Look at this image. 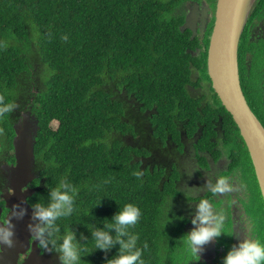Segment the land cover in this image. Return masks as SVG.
<instances>
[{
	"label": "trees",
	"instance_id": "16d2710c",
	"mask_svg": "<svg viewBox=\"0 0 264 264\" xmlns=\"http://www.w3.org/2000/svg\"><path fill=\"white\" fill-rule=\"evenodd\" d=\"M180 3L0 0V98L15 105L0 116V195L7 184L1 166L14 163L13 125L25 115L37 125L34 178L28 185L34 193L27 203L34 210L36 205L47 208L56 189L73 197L68 216L50 225L35 217L45 229L40 248L59 264V248L69 231L81 250L79 264H110L137 251L143 264H165L174 235L163 209L175 192L172 180L168 188L161 184L162 161L142 163L147 142L167 137L179 142L186 131L190 141L206 147L214 142L210 138L218 139L216 125H221L225 142L241 144L242 173L247 167L253 173L239 131L210 87L208 37L199 47L189 32H180ZM201 82L208 86L207 96H192L188 87ZM225 146V155L234 160V147ZM193 152L192 161L178 167L167 160L175 167L172 175L176 168L185 170L181 175L197 174L199 168L210 172ZM129 204L139 218L120 239L134 238L135 244L122 249L115 242L116 228L108 225ZM0 207L3 218L1 199ZM95 231L108 232L112 245L95 248Z\"/></svg>",
	"mask_w": 264,
	"mask_h": 264
},
{
	"label": "flooded vegetation",
	"instance_id": "af4514ba",
	"mask_svg": "<svg viewBox=\"0 0 264 264\" xmlns=\"http://www.w3.org/2000/svg\"><path fill=\"white\" fill-rule=\"evenodd\" d=\"M216 1L181 0L183 21L179 30L189 32L190 40H195L199 47L202 46L205 37L209 40L215 20ZM188 14H191L190 26L194 27V34L182 28ZM201 30H203L202 34ZM199 47L193 50L197 52ZM237 71L245 101L264 129V0H254L245 20L237 45ZM195 78L197 80L198 76ZM197 88L204 89L203 95L209 91L204 82H201ZM195 89L196 87H188V92L192 96H200L193 93ZM216 130L219 134L217 135V132L215 134L218 139L210 138L214 142H210L206 147L204 144L190 141L186 131L180 133L179 142L167 137L166 141L147 142L143 145L147 154L141 156L142 163L148 165L149 162L154 161V164L158 165L162 161L160 164L164 171L161 177L162 186L168 188L171 180L173 181L175 194L167 197L170 200L163 211L175 215L170 221L175 224L177 234H174L173 239L169 241L171 250L166 255L165 264H223L228 252L246 239L256 238L264 241V204L254 172L251 173L247 167L246 175L242 173L245 162H243L244 158L238 156V152H241V144L225 142L223 140L225 130L221 125H216ZM153 144L154 149H149ZM226 144L230 148L234 147L235 161L225 155L228 149ZM193 151L199 152V157L204 159V164L210 172L199 168L197 174L181 175L185 170L176 168L177 175H172L174 171L172 168L175 167H172L167 160L176 167L182 162L187 164L192 161L190 157L194 156ZM183 168L184 166H181V169ZM220 183H224L225 190L214 191L213 189ZM204 201L210 206L212 224L222 218V233L202 245L197 258L191 256L186 238L200 226L193 221L197 218L201 202ZM215 203L217 205L212 206ZM256 208L260 213L259 219L254 215ZM254 219L259 221V227ZM1 221H4L2 213ZM39 244L37 247L40 252L35 255V264H59L56 256L45 253ZM29 252L19 257V264L28 257Z\"/></svg>",
	"mask_w": 264,
	"mask_h": 264
},
{
	"label": "water",
	"instance_id": "95a60500",
	"mask_svg": "<svg viewBox=\"0 0 264 264\" xmlns=\"http://www.w3.org/2000/svg\"><path fill=\"white\" fill-rule=\"evenodd\" d=\"M253 2L216 1L215 20L206 51V72L214 93L230 114L245 144L264 204V129L245 101L237 71L238 40ZM190 22L191 14H188L182 28L194 34L195 29ZM13 131L14 163L1 166L6 172L7 184L0 199L7 212L4 221H1L0 207V226L14 234L11 247L0 243V264H19V257L28 251V257L21 264H35V255L40 252L37 247L40 242L36 238L40 226L27 198L34 193V189L28 185L34 178L32 169L37 125L23 115L13 125Z\"/></svg>",
	"mask_w": 264,
	"mask_h": 264
},
{
	"label": "clouds",
	"instance_id": "9594fccd",
	"mask_svg": "<svg viewBox=\"0 0 264 264\" xmlns=\"http://www.w3.org/2000/svg\"><path fill=\"white\" fill-rule=\"evenodd\" d=\"M14 107V104L4 103L3 98H0V116L11 112ZM64 187L66 186L63 184L60 185L61 189ZM213 190H225L224 183L218 184ZM50 198L53 201L50 206L45 208L41 205H36L34 214L40 221L48 222L49 225L51 221L57 217L68 216L72 211L73 205L72 195L59 189L53 190ZM138 218V209L129 204L125 205L123 210L114 217V223L108 225L109 228H116L118 235L115 238V242L120 243L122 249H128L134 246V238L125 243L120 237L126 235L124 229L134 225ZM212 220L213 217L211 215L210 206L206 201L201 202L197 218L193 221L194 224L198 223L200 226L193 230L186 238L191 256L198 258L197 254L201 250V246L209 242L212 238L221 235L222 218L217 219L214 224H212ZM44 232V228H39L36 232V238L39 240L42 247L45 246V241L43 239ZM13 234L12 231L5 230L3 226H0V243L11 247V237ZM93 235L95 238L94 246L97 249H107L114 242L113 238L106 231H95ZM59 251L62 254V264H79L81 250L76 245L74 235L70 231L63 237ZM139 256V251L135 254H122L119 258L112 260L110 264H137V262L138 264H143L142 261H138ZM223 264H264V241L256 238L246 239L228 252L224 257Z\"/></svg>",
	"mask_w": 264,
	"mask_h": 264
},
{
	"label": "rangeland",
	"instance_id": "374dc122",
	"mask_svg": "<svg viewBox=\"0 0 264 264\" xmlns=\"http://www.w3.org/2000/svg\"><path fill=\"white\" fill-rule=\"evenodd\" d=\"M203 91H204V89H200V88H197V87H196V89L193 90V93H194L195 95H199V94H201V93H204ZM55 125H57L56 122L53 124V126H55ZM245 169H246V168H245ZM250 190H252V189H250ZM216 205H217V204L215 203V204H213L212 206H216ZM164 214H165V216H164ZM164 214H163L164 219L169 218V220H172V219L175 217V215H173L172 213H169V212L164 213ZM254 215L256 216V218L259 219V215H260V213H259L258 208H256V211H255V214H254ZM254 220H255V222H256V224H257V227H259V221L256 220V219H254ZM263 226H264V225H263ZM168 227H169L171 230H173L172 235L177 234V230H176L175 224H170Z\"/></svg>",
	"mask_w": 264,
	"mask_h": 264
}]
</instances>
